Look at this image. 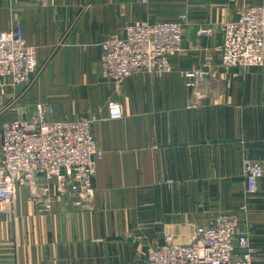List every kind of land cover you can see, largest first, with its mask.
Wrapping results in <instances>:
<instances>
[{"label":"crops","instance_id":"1","mask_svg":"<svg viewBox=\"0 0 264 264\" xmlns=\"http://www.w3.org/2000/svg\"><path fill=\"white\" fill-rule=\"evenodd\" d=\"M256 4L264 0H0V29L22 24L38 59L29 82L1 77L0 131L3 118L29 117L39 102L52 107L48 119L94 113L103 153L92 198L51 191L43 212L38 199L55 179L40 174L19 184L14 201H0V264L144 263L167 234L189 243L220 212L239 214L264 264V176L249 193L243 168L246 158L264 159V65L224 67L221 52L226 21ZM181 14L171 73L121 84L102 76L106 37ZM202 25L212 32L201 34ZM191 67L208 70L194 88L180 72ZM110 99L122 117L108 116Z\"/></svg>","mask_w":264,"mask_h":264},{"label":"built area","instance_id":"2","mask_svg":"<svg viewBox=\"0 0 264 264\" xmlns=\"http://www.w3.org/2000/svg\"><path fill=\"white\" fill-rule=\"evenodd\" d=\"M48 6L51 0H35ZM186 14L169 20L151 22L142 19L129 23L124 36L110 35L101 43L102 76L121 84L140 72L158 76L173 71L171 57L181 52ZM201 34L212 29L202 25ZM224 67L264 65V5H250L223 26L221 46ZM34 45L27 43L22 24L0 29V81L29 82L37 71ZM188 88L196 87L208 73L206 68H183ZM108 116L123 115L121 102H107ZM52 107L37 103L36 112L26 117H7L0 131V201H14L23 181H34L36 175L55 179L54 189L38 199L39 208H51V191L58 194L76 192L85 199L95 192L97 162L103 153L93 134L97 116L91 113L76 118L48 119ZM247 191L254 193L264 176V159L246 158L243 163ZM172 179L168 180V185ZM253 244L236 212H220L206 224L197 225L191 241L183 244L167 234L165 243L152 246L144 263L133 264H259Z\"/></svg>","mask_w":264,"mask_h":264},{"label":"rangeland","instance_id":"3","mask_svg":"<svg viewBox=\"0 0 264 264\" xmlns=\"http://www.w3.org/2000/svg\"><path fill=\"white\" fill-rule=\"evenodd\" d=\"M31 79H32V77H31Z\"/></svg>","mask_w":264,"mask_h":264}]
</instances>
